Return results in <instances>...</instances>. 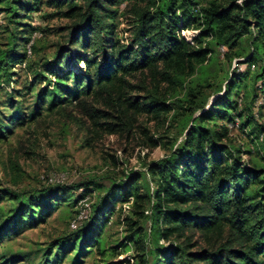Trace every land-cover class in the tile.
Returning <instances> with one entry per match:
<instances>
[{
    "label": "trees",
    "instance_id": "1",
    "mask_svg": "<svg viewBox=\"0 0 264 264\" xmlns=\"http://www.w3.org/2000/svg\"><path fill=\"white\" fill-rule=\"evenodd\" d=\"M0 1L6 2L4 11L9 23L16 25L20 24L16 18L22 16L21 10L30 12L38 3ZM47 1L58 8L59 15L70 19L71 25L66 45L55 55L48 85L39 90L37 101L49 95L48 108L54 109L80 102L83 97L102 99L116 114L92 109L89 118L95 130L106 133H129L137 115L160 119L170 112L178 113L176 104L167 101L168 94L174 91L180 77L192 74L210 60L214 46L218 50L228 48L222 53L227 59H239L241 54L233 52V48L251 33V44L261 45L263 54L255 75L257 94L249 107L243 94L233 98L238 86L235 78L242 73L235 68L222 95L196 117L197 124L192 122L188 126L182 141L149 164L148 171L155 182L149 205L146 195L140 193V175L126 176L111 187L112 198L108 202L92 205L91 214L75 232L51 242L43 250L42 264H62L70 254L69 264H81L92 249L102 253L106 223L117 211L118 203L129 202L133 217H124L128 233L118 246L134 245L131 264H264V168L244 164L242 151L226 142L230 139V126L237 125L252 135L256 144L264 145V131L252 134L246 122L248 117H264V0H131L135 17L131 42L121 44L112 39L106 41L107 48L103 46L104 36L113 34L116 10L111 6L117 0ZM186 29L197 30L190 41L181 35ZM18 39L22 43L15 41L11 50L0 51V86L9 82L12 63L25 61L24 43L29 37L21 35ZM98 52L102 54L100 59L96 57ZM65 55L78 65L83 64V71L63 67ZM254 56L252 51L243 62L249 63ZM93 64L97 69L91 77ZM147 73L155 81L154 89L143 96L134 95L136 86L131 78ZM160 82H165L164 89ZM188 95L186 102L175 101L187 118L198 108L196 95ZM260 98L262 101L257 103ZM37 115L31 111L28 120ZM184 124L183 129L186 121ZM146 137L151 140L148 133ZM60 187L64 188L57 186ZM7 194L0 190V199ZM10 196L17 199V205L0 223V241L11 231L19 234L45 221L54 202H58L55 195L49 194L29 197L24 202L16 195ZM86 196V191L81 193L74 204ZM143 221L148 223L147 228ZM151 237L154 244L148 247ZM160 241L164 243L159 244ZM201 242L203 246L198 247Z\"/></svg>",
    "mask_w": 264,
    "mask_h": 264
},
{
    "label": "rangeland",
    "instance_id": "2",
    "mask_svg": "<svg viewBox=\"0 0 264 264\" xmlns=\"http://www.w3.org/2000/svg\"><path fill=\"white\" fill-rule=\"evenodd\" d=\"M132 2L117 0L111 6L116 10L113 20L115 28L112 35L104 36L105 48L106 41L112 39L119 40L121 44L131 42L135 28ZM5 3L0 1V51L11 50L15 41L22 43L18 39L21 35L29 37V41H23L26 43L25 61L13 62L9 67V82L0 86V190L9 193L0 199V223L17 205V199H12L10 195H16L19 201L24 202L29 197H45L49 194L55 195L58 202H54L56 204L46 214L45 221L26 228L19 234L11 231L3 237L0 241V264H42L43 250L51 242L75 232L77 227L73 228L71 223L77 221L80 225L82 221H86L91 214L92 205L108 202L112 198L111 187L126 176L134 173L140 175V193L146 195V205H149L155 188V182L148 171L149 164L182 141L188 126L192 122L197 124L196 117L215 98L222 95L235 68L242 73L238 79L235 78L238 86L233 92V98L238 93L243 94L245 105L249 107L257 94L254 88L255 75L260 70L263 47L251 44L250 33L243 36L233 48V52L241 54L239 59L236 56L227 59L222 53L228 48L221 47L218 50L214 46V53L209 61L197 67L192 74L179 78L178 85L167 98L168 102L176 104L175 111L178 109V113L170 112L159 117L160 119L153 118L152 115H137L136 120L131 123L129 133L95 130L89 118L92 109L116 114L102 99L83 97L81 103L73 102L49 109V95L44 100L37 101L36 98L39 90L48 85L55 55L61 46L66 45L71 20L59 15L58 8L52 3L38 0L30 12L21 10L22 16L16 18L20 24L16 25L15 22L9 23L4 11L7 7ZM19 31H27V34H19ZM196 34V29L181 31V35L189 41ZM255 46L258 48L255 49ZM20 48L23 52V47ZM252 51L255 53L254 59L244 63V57L249 56ZM96 57L100 59L101 52ZM252 63L253 67L250 66ZM61 64L80 73L84 69L83 64L78 65L76 60L67 55ZM96 69V64L90 66L91 77H94ZM131 83L136 86L133 94L143 96L154 89L155 81L147 73L137 74L131 78ZM159 85L162 89L166 86L165 82H160ZM189 93L196 95L198 108L187 118L175 101L182 99L186 102L190 98ZM259 100L257 103L262 101L261 98ZM31 111L38 113L34 120H28ZM256 118L258 117H248L246 120L252 134H256L258 130L264 131V117L258 118L260 124ZM185 121L187 124L183 129ZM230 127V139L226 142L242 151L240 155L244 164L264 168V158L261 157L264 145L256 144L253 136L240 130L237 125ZM147 133L151 140H147ZM14 167L15 172L12 171ZM59 185L64 188H57ZM85 191L87 196L74 204L75 199ZM129 204L130 202L118 203L117 211L106 223L102 235V253L92 249L82 258L81 264L133 263L131 256L135 252L134 245L118 246L124 243L128 233L124 217H133ZM82 212L86 217L78 220L77 217ZM143 223L147 228L148 223ZM161 243L164 242L160 241L159 244ZM153 244L151 237L148 247ZM203 244L199 243L198 247ZM70 257L71 254L62 264H69Z\"/></svg>",
    "mask_w": 264,
    "mask_h": 264
},
{
    "label": "built area",
    "instance_id": "3",
    "mask_svg": "<svg viewBox=\"0 0 264 264\" xmlns=\"http://www.w3.org/2000/svg\"><path fill=\"white\" fill-rule=\"evenodd\" d=\"M252 67H253V65H252ZM86 217V214H84L83 212L82 213H80L79 215H78V220H82V219H84ZM78 222L77 221H73L72 223H71V225H72V227L73 228H75V227H77L78 226Z\"/></svg>",
    "mask_w": 264,
    "mask_h": 264
}]
</instances>
